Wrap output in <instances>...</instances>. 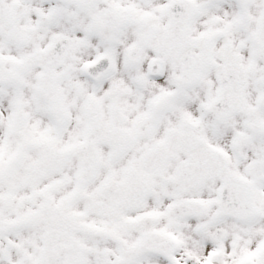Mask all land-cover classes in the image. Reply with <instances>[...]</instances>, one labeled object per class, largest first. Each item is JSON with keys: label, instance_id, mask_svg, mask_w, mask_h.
I'll list each match as a JSON object with an SVG mask.
<instances>
[{"label": "snow or ice", "instance_id": "1", "mask_svg": "<svg viewBox=\"0 0 264 264\" xmlns=\"http://www.w3.org/2000/svg\"><path fill=\"white\" fill-rule=\"evenodd\" d=\"M0 264H264V0H0Z\"/></svg>", "mask_w": 264, "mask_h": 264}]
</instances>
